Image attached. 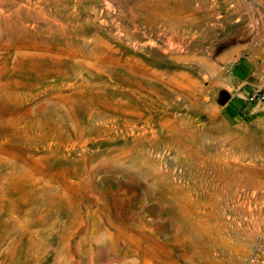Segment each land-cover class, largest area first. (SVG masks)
<instances>
[{
	"label": "rangeland",
	"instance_id": "1",
	"mask_svg": "<svg viewBox=\"0 0 264 264\" xmlns=\"http://www.w3.org/2000/svg\"><path fill=\"white\" fill-rule=\"evenodd\" d=\"M261 90L264 0H0V264H264Z\"/></svg>",
	"mask_w": 264,
	"mask_h": 264
},
{
	"label": "built area",
	"instance_id": "2",
	"mask_svg": "<svg viewBox=\"0 0 264 264\" xmlns=\"http://www.w3.org/2000/svg\"><path fill=\"white\" fill-rule=\"evenodd\" d=\"M251 100L256 101L258 103H264V90L256 91L252 96Z\"/></svg>",
	"mask_w": 264,
	"mask_h": 264
},
{
	"label": "crops",
	"instance_id": "3",
	"mask_svg": "<svg viewBox=\"0 0 264 264\" xmlns=\"http://www.w3.org/2000/svg\"><path fill=\"white\" fill-rule=\"evenodd\" d=\"M247 91L249 92V89H248ZM247 91H245V95H249V93H248ZM247 93H248V94H247ZM245 95H240V96H242V97H241V101L245 98V97H244ZM232 103H233V102L230 101V104H228V105L226 106V108H225V109L229 110L230 113H232V111H231L232 108L230 109V106H231V107L233 106ZM234 107H235V106H234Z\"/></svg>",
	"mask_w": 264,
	"mask_h": 264
}]
</instances>
